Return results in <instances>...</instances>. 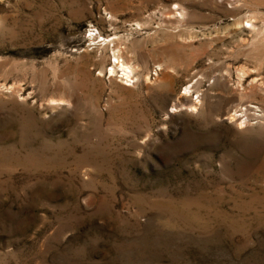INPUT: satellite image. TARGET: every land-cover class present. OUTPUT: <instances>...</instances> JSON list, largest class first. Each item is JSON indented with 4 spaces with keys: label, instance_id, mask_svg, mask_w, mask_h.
I'll use <instances>...</instances> for the list:
<instances>
[{
    "label": "rangeland",
    "instance_id": "374dc122",
    "mask_svg": "<svg viewBox=\"0 0 264 264\" xmlns=\"http://www.w3.org/2000/svg\"><path fill=\"white\" fill-rule=\"evenodd\" d=\"M0 264H264V0H0Z\"/></svg>",
    "mask_w": 264,
    "mask_h": 264
},
{
    "label": "bare ground",
    "instance_id": "6f19581e",
    "mask_svg": "<svg viewBox=\"0 0 264 264\" xmlns=\"http://www.w3.org/2000/svg\"><path fill=\"white\" fill-rule=\"evenodd\" d=\"M120 67H121V70L123 73L122 77L125 79V81L126 82H133V80H132V74H133L132 68L128 65H125L124 63H122Z\"/></svg>",
    "mask_w": 264,
    "mask_h": 264
}]
</instances>
